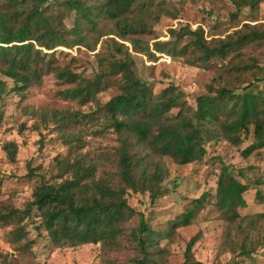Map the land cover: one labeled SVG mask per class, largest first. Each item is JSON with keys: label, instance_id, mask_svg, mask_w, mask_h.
I'll return each instance as SVG.
<instances>
[{"label": "trees", "instance_id": "trees-1", "mask_svg": "<svg viewBox=\"0 0 264 264\" xmlns=\"http://www.w3.org/2000/svg\"><path fill=\"white\" fill-rule=\"evenodd\" d=\"M151 1H0V74L11 80L12 90L22 95L31 84L39 83L42 75L52 74L59 85L68 86L59 91L58 96L81 106L93 103L94 114L102 115L119 141L113 172H102L96 178L97 167L87 164L84 157L57 160L59 173L55 181L42 180L33 189L32 200L24 210L14 209L0 215L1 227L13 226L9 239L14 245L12 252L0 250V264H11L16 251L30 250L32 242L27 240L24 225L29 216L38 221L35 229L44 230L56 248L91 244L99 245L104 254L118 253L124 249L123 241L130 239L141 255V260L135 264H146L152 255L148 248L157 243L161 234L154 232L147 220L135 212L128 204V197L129 194H148L153 203L162 195L161 184L166 174L162 159L169 158L176 165L187 166L205 157L206 142L218 139L235 147L248 143L241 151L245 159L264 149V94L250 90L256 78L254 82L244 81L236 86L225 81L209 85L208 94L198 96L195 107L191 108L184 92L175 85L169 84L154 93L153 88L139 78L133 55L140 54L152 61L161 56L182 57L190 66L208 69L213 61L225 59L250 42L261 40L264 43V31L236 30L233 37L207 40L201 27L192 30L186 25L169 29L168 40L153 38L150 42L140 37L151 34L148 20L154 15L157 19L159 13L175 17L164 0L154 9ZM228 1L233 8L230 14L233 21L243 8L253 10L264 2ZM71 15L72 23L68 27L65 19ZM106 23H111V27ZM98 45L103 52L99 50L94 54L97 68L92 76L74 71L71 56L68 63L57 64L59 56L69 57L62 51L57 52L58 48L95 52ZM110 87L115 88V95L105 103L100 102L98 95ZM4 92L5 83L0 82V98ZM173 111H182L186 117L169 121L168 116ZM93 115L55 112L50 119L63 128L67 123ZM66 139L67 144L82 143L74 135ZM4 149L11 156L15 154L11 144ZM253 184L254 199L264 207V196L256 189L262 181L257 179ZM249 188L236 179L232 166H222L214 195L216 208L227 224L220 253L228 252L233 259L251 258L256 252L251 232L255 230L256 219L264 216V210L253 216L241 214L248 206L245 194ZM206 197L202 194L196 200H189L191 204L169 222L165 235L171 236L190 226L204 208ZM135 215L139 217L138 228L127 235L125 225ZM234 228L242 235L237 248L231 242ZM198 240L197 234L188 241L183 264H202L193 255ZM101 264L119 263L103 258ZM231 264L238 263L234 260Z\"/></svg>", "mask_w": 264, "mask_h": 264}, {"label": "rangeland", "instance_id": "rangeland-1", "mask_svg": "<svg viewBox=\"0 0 264 264\" xmlns=\"http://www.w3.org/2000/svg\"><path fill=\"white\" fill-rule=\"evenodd\" d=\"M159 1L161 0L151 1L152 9ZM164 4L174 12L175 17L159 13L156 19L154 15L148 20L151 34L140 36L142 39L150 42H153V38L168 40L169 29L186 25L192 30L201 27L207 40L233 37L236 30L245 33L249 30L264 31V2L253 10L243 8L236 21L230 18L233 8L228 0H164ZM71 23L72 15L65 19L68 27ZM106 24L109 27L112 25ZM57 50L69 55L59 56L57 64L68 63L71 56L74 58L73 70L86 76H92L97 68L94 54L99 50L103 52L100 45L95 52L83 48ZM133 55L139 78L150 85L154 93L160 92L169 84L175 85L184 92L185 101L191 108L195 107L198 96L208 94L209 85L216 86L222 81L236 86L244 81L254 82L256 78L250 90L259 95L264 94V43L261 40L244 45L238 52L230 53L223 60L213 61L208 69L190 66L182 57L170 59L161 56L152 61L140 54ZM0 82L5 83V92L0 98V215L14 209L24 210L32 200L33 189L42 180L55 181L59 173L57 160L84 157L87 164L97 167L96 178L102 172L115 170L118 135L106 126L101 114H94L96 106L93 103L81 106L76 101L60 98L58 92L68 86L59 85L52 74L42 75L40 82L31 84L22 95L13 91L11 80L1 74ZM115 93V88L110 87L100 93L98 99L105 103ZM55 112L94 115L91 118L80 117L75 123H67L65 127L59 128L50 119ZM183 117L186 114L182 111H173L168 120ZM68 135L79 137L83 144H67ZM8 144L15 149L13 156L4 149ZM247 144L235 147L222 139L206 142L205 157L187 166L176 165L169 158H164L161 160L166 171L161 184L162 195L151 203L148 194H129L128 204L147 220L154 232L161 234L157 243L148 248L152 255L148 257L146 264H183L185 247L190 238L197 234L199 240L193 247V255L202 264H231L234 260L238 264H264V216L260 220L256 219L255 230L251 232L253 246H256V252L251 258L233 259V255L228 252L220 253L227 224L216 208L214 195L222 166H232L236 179L250 187L245 194L248 206L241 214L253 216L264 210L254 199L253 188V182L260 179L262 184L256 189L264 196V149L253 152L245 159L241 156V151ZM202 194L207 195L206 203L192 224L173 232L171 236L165 235L169 222L191 204L189 200H196ZM37 224L38 221H34L32 216L25 220L27 240L32 242L30 250L16 251L11 264H101L103 258L119 264H135L141 260L136 243L130 239L123 241L124 249L118 253L104 254L99 245L91 244L56 248L51 245L44 230L35 229ZM138 225L139 217L135 215L125 225L126 234L137 229ZM240 225L244 224L241 222ZM11 228L13 226H0V250L3 253L12 252L14 248L9 239ZM241 238V233L234 228L231 242L235 248Z\"/></svg>", "mask_w": 264, "mask_h": 264}]
</instances>
